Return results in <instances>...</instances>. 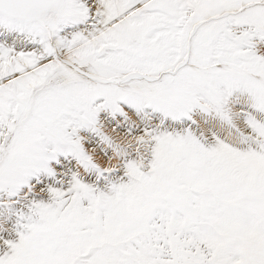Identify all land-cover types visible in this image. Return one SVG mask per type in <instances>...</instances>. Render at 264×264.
I'll list each match as a JSON object with an SVG mask.
<instances>
[{"label": "snow or ice", "instance_id": "6c2138e0", "mask_svg": "<svg viewBox=\"0 0 264 264\" xmlns=\"http://www.w3.org/2000/svg\"><path fill=\"white\" fill-rule=\"evenodd\" d=\"M0 264H264V0H0Z\"/></svg>", "mask_w": 264, "mask_h": 264}]
</instances>
